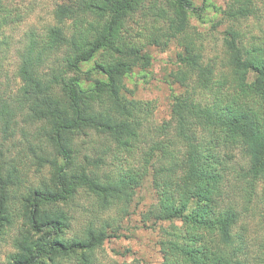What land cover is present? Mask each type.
Listing matches in <instances>:
<instances>
[{"label": "trees", "instance_id": "16d2710c", "mask_svg": "<svg viewBox=\"0 0 264 264\" xmlns=\"http://www.w3.org/2000/svg\"><path fill=\"white\" fill-rule=\"evenodd\" d=\"M206 1L60 0L52 23L26 33L20 87L0 93V238L18 227L9 264H93L109 220L69 233L62 204L84 190L91 206L126 212L149 177L156 200L141 217L158 230L162 264H264V211L252 240L245 220L264 192V35L242 24L261 17L264 1L216 8L227 26L214 58L190 23ZM11 2L0 0V27L23 17ZM173 40L182 48L174 78L185 90L159 127L172 137L154 139L149 104L125 96V78L150 64L148 46ZM20 120L37 129L16 150ZM93 136L112 147L93 145L92 155ZM22 151L47 168L37 182Z\"/></svg>", "mask_w": 264, "mask_h": 264}, {"label": "rangeland", "instance_id": "374dc122", "mask_svg": "<svg viewBox=\"0 0 264 264\" xmlns=\"http://www.w3.org/2000/svg\"><path fill=\"white\" fill-rule=\"evenodd\" d=\"M228 1L207 0L208 7L200 12V16L195 14L190 16L192 29L196 32L194 38L197 44L201 43L205 57L214 58L223 55L222 32L227 26V21L221 18V14L216 11V8L225 7ZM261 1L258 0L259 5H262ZM58 2L60 0H13L11 2L12 7L18 9L23 17L14 23L0 27V93L3 90L16 92L19 89L21 80L17 70L19 54L24 46L26 33L32 28L40 31L47 23H52V11ZM194 2L196 5H200L202 0H194ZM242 24L252 30L254 34L264 35V12L261 17H250ZM147 50L151 55L150 64L143 69L136 67L132 74L125 78L124 94L129 99L149 104L147 105L149 134L154 139L166 140L172 137L171 131L162 134L159 127L168 121L171 122L173 95H179L185 90V87L174 78V73L179 69L177 54L182 48L178 41L173 40L164 48L150 45ZM27 125V121H19V126L15 131V139L18 142L16 150L23 143L26 144L29 138L34 139L32 133L36 131L37 127ZM21 127L28 128L29 132L23 134ZM85 139L90 141V137H85ZM102 143L112 147L105 139L93 136L89 143L93 147L90 153L95 155V150L99 151L95 146L100 147ZM143 145L146 148V144ZM84 152H88V150L85 151L83 148L81 153ZM22 153L21 166L26 169L23 170L27 171L28 179L37 182L43 174H46L47 168L37 170L38 166L29 158L30 153L27 151H22ZM109 154L110 152L107 154V160L110 161ZM235 161L243 163L239 157H235ZM109 167L110 165H107L105 168ZM260 190L259 187L260 194L254 199L255 208L245 218L248 222V236L251 240L253 237L260 236L261 223H263L261 214L264 211V192L261 193ZM155 200L156 195L149 177L136 189L126 212L121 207H115L105 212L99 210L96 205L91 206L93 200L84 190L78 192L72 201L62 204V208L70 217L69 233H79L90 223L100 227L106 220H109L111 225L106 227L109 237L93 251V264H119L121 262L162 264L158 230L148 227L141 217V212L147 210ZM21 223L23 224L22 221H19L18 224ZM17 235L18 227L16 225L9 227L0 238V264H9L10 254L15 250L14 238Z\"/></svg>", "mask_w": 264, "mask_h": 264}]
</instances>
